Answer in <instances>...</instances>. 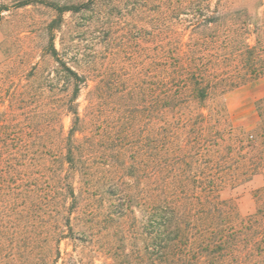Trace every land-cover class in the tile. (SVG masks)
Returning <instances> with one entry per match:
<instances>
[{"label": "trees", "instance_id": "1", "mask_svg": "<svg viewBox=\"0 0 264 264\" xmlns=\"http://www.w3.org/2000/svg\"><path fill=\"white\" fill-rule=\"evenodd\" d=\"M93 2L52 4L63 14ZM174 13L182 31L168 43L160 39L146 66L101 79L84 114L78 98L87 80L63 62L61 77L73 92L51 108L55 114L33 112L30 133H1L0 264H60L64 240L91 242L97 235L76 221L91 222L105 193L113 198L106 217L119 244L114 264H264V185L254 191L256 209L248 215L220 194L260 167L245 160L255 136L238 134L227 144L224 133L233 128L222 116L228 92L264 76V25L229 10L227 0L178 3ZM211 102L215 118L205 114ZM258 110L264 145V103ZM68 114L73 121L65 132ZM60 122L58 144H40L50 135L43 128L56 132ZM233 153L243 155L234 170ZM113 174L129 178V192L118 193Z\"/></svg>", "mask_w": 264, "mask_h": 264}, {"label": "rangeland", "instance_id": "2", "mask_svg": "<svg viewBox=\"0 0 264 264\" xmlns=\"http://www.w3.org/2000/svg\"><path fill=\"white\" fill-rule=\"evenodd\" d=\"M18 1L21 0H0V136L6 137L15 131L30 133L27 125L31 122L28 120L31 115L38 113L51 117L55 114L51 108L73 92V87L61 77L63 62L87 80L78 98L80 112L84 114L90 92L101 79L113 74L122 75L130 68L137 70L146 66V53L152 56L160 39L165 38L164 42L168 43L175 30L182 31L181 27L174 25V9L178 3L184 7L193 2L201 3V0H94L89 10H69L61 14L52 3L73 6L88 0H37L20 7ZM259 2L227 0V7L231 11H241L242 16L246 13L248 16L245 18L264 25V6ZM181 17H186V14ZM138 32L142 35L140 39L132 40L131 34ZM261 37L264 38V32ZM187 39L188 36L184 38L185 41ZM251 39L254 44L256 35ZM35 94L39 101L32 103ZM223 100L225 110L222 119L226 121L225 127L233 128V135L224 133L226 143L232 142L231 137L238 134L254 135L257 140L252 148H246L248 157L245 160L249 158L250 167L260 166L258 171L239 183L226 185L220 191L222 198L233 200L241 213L248 215L256 209L254 191L264 185V145L257 138L261 121L258 107L264 103V76L228 92ZM213 106L214 102H211L205 114L211 113L215 118ZM58 116L61 117L60 114ZM72 121L73 114L64 115L62 124L65 132L71 128ZM60 125L61 122L52 133L51 127L43 128L42 133L50 131V135H43L40 144L57 145ZM34 145L39 147V142ZM241 156L238 153L230 156L233 170L242 160ZM199 163L204 167L203 160ZM101 176L104 178L102 182H108L111 174L105 172ZM111 180L117 181L118 193L130 191L124 182L129 178L118 180L113 174ZM112 201L113 198L105 193L103 208L91 222L87 217L76 221L79 227L90 229L97 235L91 242L64 240L60 264H114L112 255L119 244L114 236L115 226L106 217V208Z\"/></svg>", "mask_w": 264, "mask_h": 264}]
</instances>
